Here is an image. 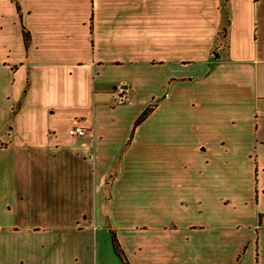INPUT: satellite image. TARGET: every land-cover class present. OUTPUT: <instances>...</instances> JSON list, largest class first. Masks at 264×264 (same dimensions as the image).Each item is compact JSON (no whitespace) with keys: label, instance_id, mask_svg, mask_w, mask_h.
Returning a JSON list of instances; mask_svg holds the SVG:
<instances>
[{"label":"crops","instance_id":"1","mask_svg":"<svg viewBox=\"0 0 264 264\" xmlns=\"http://www.w3.org/2000/svg\"><path fill=\"white\" fill-rule=\"evenodd\" d=\"M17 1L21 22L0 0V211L15 217L0 222V264H123L110 230L128 264H264V0ZM153 82L167 94L133 130L135 86ZM192 101L197 130L180 124ZM35 176L79 194L72 228L29 224ZM108 193H143L134 220L105 222ZM50 230L75 238L35 257Z\"/></svg>","mask_w":264,"mask_h":264},{"label":"rangeland","instance_id":"2","mask_svg":"<svg viewBox=\"0 0 264 264\" xmlns=\"http://www.w3.org/2000/svg\"><path fill=\"white\" fill-rule=\"evenodd\" d=\"M101 1V0H99ZM89 29H90V22H89ZM10 40L15 44L16 38L15 37H9ZM16 46L15 54L12 56L11 59L17 60L18 59V47ZM3 79L0 74V98L2 96V88H3ZM148 87V88H147ZM135 100L133 105L131 106V111H129V114L136 115L139 110L142 112L148 108L150 105L153 106V110L156 109L157 105L161 102L163 97L167 94L168 87L165 85L162 87V85L159 83L158 85H155L153 82V85H138L135 86ZM192 94L189 96L190 99H194V96L197 95L198 90L196 92H191ZM106 99V102L111 103L110 98L108 96L104 97ZM198 98V97H195ZM109 100V101H107ZM115 104V102H114ZM191 107L184 106L183 109L184 112L187 113L186 119L187 121L181 122L180 124L184 126L186 129L191 130H197L198 123L192 120L191 116L189 114L195 113V109L198 107V103L196 104L195 101H192L190 103ZM129 107V106H128ZM118 109H122L119 107ZM70 112V109L66 111L65 114ZM153 112V111H152ZM61 113H58V116H61ZM63 114V115H65ZM110 114V112H108ZM114 116L113 114H110ZM62 117H56L54 119L53 123L56 125L57 130L60 132H64L66 130V126L68 124V119H61ZM149 120V119H148ZM2 123V119L0 118V125ZM59 125V126H58ZM140 126V125H139ZM138 126V127H139ZM137 127V128H138ZM143 127V130L149 131L151 129V123L147 121L145 125H141L140 128ZM139 128V129H140ZM3 138V133L0 131V139ZM203 137L197 138L199 142H204ZM69 166L63 165L62 171L65 173H68L70 171ZM40 171H37L39 173ZM113 172V171H112ZM111 172V173H112ZM145 172V171H144ZM34 173V171H32ZM114 173H112V176ZM34 181L31 184V211L29 215V224H39V225H46V224H59L67 226L68 228H72L76 221L79 222L78 214L75 213V210H78L82 206H85L81 201V198L78 193H71L68 189V193L62 192V190L59 189V187H54L51 183L41 184L38 185L37 177H32ZM60 190V191H59ZM110 194L107 200H110L113 195H115V199L113 201V207H111V210H107L108 214L106 215L105 222L109 225L110 223H116L120 221V217L126 218L128 220H134L135 217V201L136 197H139L143 193H108ZM149 193H146L147 195ZM88 207V206H87ZM86 207V208H87ZM91 208L88 210L90 211ZM94 214V221L98 224L100 220L102 219V214L99 211L98 206H96L95 210H93ZM85 215V214H84ZM14 216L12 214H8L5 211H0V222L2 223H8L14 221ZM59 231L56 232L54 230H50L49 232H45L44 235H36L32 239V245L29 247L31 249V254L35 257L37 256H51L55 253L59 252L60 245L58 243V239L65 238L68 240V242H71L73 238H75L74 235H72L71 230H67L66 232ZM46 239V243H42L40 246V241ZM13 247H11L12 249ZM15 252H13V256H17L16 250L19 249V247L14 246ZM20 249H23V247H20Z\"/></svg>","mask_w":264,"mask_h":264},{"label":"trees","instance_id":"3","mask_svg":"<svg viewBox=\"0 0 264 264\" xmlns=\"http://www.w3.org/2000/svg\"><path fill=\"white\" fill-rule=\"evenodd\" d=\"M11 1L14 3V5L16 7V10L18 12L19 19L21 22L20 5H19L17 0H11ZM227 27H228V25L223 27L222 30L220 31V33L218 34L219 40L224 41L227 39V35H228ZM90 29L92 31V17L90 19ZM22 38H23L24 47L27 50L29 48V44H30V35H29V32L24 27H22ZM223 44H225V43H223ZM152 111H153V106L150 105L148 108H146L142 112V114L138 117V119L135 121L133 130H135L142 122H144L149 117V115L152 113ZM110 234H111L112 246H113V249H114L116 256L121 260V262L123 264H128L125 257H124V254H123V252L119 246L117 238H116V236L112 230H110Z\"/></svg>","mask_w":264,"mask_h":264},{"label":"built area","instance_id":"4","mask_svg":"<svg viewBox=\"0 0 264 264\" xmlns=\"http://www.w3.org/2000/svg\"><path fill=\"white\" fill-rule=\"evenodd\" d=\"M127 101L128 98L124 92H120L114 100L116 105H123L127 103ZM68 132L69 135L73 137H84L88 133V129L75 124L69 129Z\"/></svg>","mask_w":264,"mask_h":264},{"label":"water","instance_id":"5","mask_svg":"<svg viewBox=\"0 0 264 264\" xmlns=\"http://www.w3.org/2000/svg\"><path fill=\"white\" fill-rule=\"evenodd\" d=\"M122 88L125 89V88H127V87H126V85H124Z\"/></svg>","mask_w":264,"mask_h":264}]
</instances>
